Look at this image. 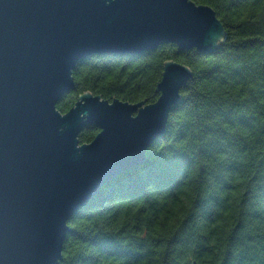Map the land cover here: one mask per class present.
<instances>
[{
    "label": "trees",
    "instance_id": "1",
    "mask_svg": "<svg viewBox=\"0 0 264 264\" xmlns=\"http://www.w3.org/2000/svg\"><path fill=\"white\" fill-rule=\"evenodd\" d=\"M226 27L212 53L165 43L81 59L67 112L90 91L155 102L164 65L193 77L145 162L105 183L68 222L58 264H264V0H194ZM100 131L86 125L81 143Z\"/></svg>",
    "mask_w": 264,
    "mask_h": 264
},
{
    "label": "water",
    "instance_id": "2",
    "mask_svg": "<svg viewBox=\"0 0 264 264\" xmlns=\"http://www.w3.org/2000/svg\"><path fill=\"white\" fill-rule=\"evenodd\" d=\"M226 37L216 10L194 0H0V264H58L68 222L145 162L193 77L168 60L155 102L86 91L64 113L79 61L165 43L212 53ZM88 124L100 131L81 143Z\"/></svg>",
    "mask_w": 264,
    "mask_h": 264
}]
</instances>
